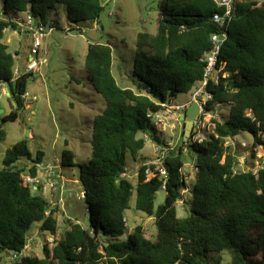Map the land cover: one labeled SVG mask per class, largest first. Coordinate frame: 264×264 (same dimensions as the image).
<instances>
[{
	"label": "trees",
	"instance_id": "obj_1",
	"mask_svg": "<svg viewBox=\"0 0 264 264\" xmlns=\"http://www.w3.org/2000/svg\"><path fill=\"white\" fill-rule=\"evenodd\" d=\"M57 5L63 6L69 23L95 22L103 10L98 0H3L2 11L29 14L48 24V13ZM157 8L155 34L136 35L134 89L119 86L113 76L109 44L93 42L87 47L83 68L104 108L91 123L88 161L77 164L74 153L64 149L60 165L78 167L89 226L71 223L51 247L44 245L42 257L21 256L33 223L52 236L58 229L56 208H49L35 193L39 185L26 183L25 170L15 167L27 160V175L35 180L44 153L30 152L27 140H21L5 151L0 168V264H221L222 252L229 255V264H264V157L256 174L234 172L237 158L223 146L224 139L247 132L252 135V151L260 149L264 155V1L237 3L225 29L218 59L226 76L209 85L212 99L206 109L218 112L228 105L229 116L218 112L213 133L201 143L181 138L157 168L142 164L132 185L125 176V154L135 158L147 140L164 143L152 115L201 80L210 36L224 30L212 21L221 12L214 0H159ZM9 27L15 30L9 20L0 19V84L6 85L13 107L2 122L15 121L24 109L22 96L31 76L13 80L14 54L3 42ZM4 136L0 127V140ZM184 147L195 157L191 188L182 173ZM161 190L165 198L156 206ZM133 194L134 208L153 219L155 233L149 237L137 225L120 240ZM179 202L186 205L185 217L177 215ZM101 235L113 241L105 244ZM11 254L17 258L6 262Z\"/></svg>",
	"mask_w": 264,
	"mask_h": 264
},
{
	"label": "rangeland",
	"instance_id": "obj_2",
	"mask_svg": "<svg viewBox=\"0 0 264 264\" xmlns=\"http://www.w3.org/2000/svg\"><path fill=\"white\" fill-rule=\"evenodd\" d=\"M103 10L95 22L69 23L62 5H57L54 11L48 13L49 19L56 23L57 29L42 42L40 56L46 58V63L39 65L31 72L26 85L28 97L24 100L25 107L15 121L2 122L12 110L6 85L0 84V127L5 136L0 140V168L5 151L21 140H27L30 152L41 150L44 153L42 162L38 165L37 178L30 183L39 185L35 193L42 195L49 208H56L55 217L58 229L55 236L39 229V223L31 225L26 233V246L21 256L42 257L44 245L52 246L53 241L62 236L71 223H85L84 199L81 185L78 182V167H62L61 154L64 149L71 150L74 162L86 163L90 156V128L93 118L104 108L102 98L94 91L88 74L83 68L84 57L88 44L99 42L109 44L112 50V74L121 87L133 88L131 83L133 56L136 35L140 32L155 34L158 23L159 0H98ZM258 2L264 0H256ZM3 0H0V17L9 20L12 14H3ZM18 17L25 19L24 13ZM68 28L69 32L66 31ZM66 31V32H65ZM3 42L8 51L14 54V69L23 70L29 60L32 39L24 33L10 27L5 30ZM16 54V55H15ZM28 58V60H27ZM193 88L187 93L178 94L171 100L172 104L182 105L191 101ZM218 112L225 118L229 116V106L222 105ZM171 116V115H170ZM168 126L162 127V138L166 142L178 145L184 136L183 122L171 116ZM67 143V145H65ZM241 143L246 145L241 148ZM154 144L145 143L135 158L125 154V176L135 185L137 169L142 164L154 162ZM227 153L234 154L238 161L244 159V169L254 166L252 156V135L242 132L236 136L234 144H228ZM254 160L261 158L263 153L256 149ZM182 173L187 177L188 188L192 187L195 174V157L186 148L182 151ZM261 161V159H260ZM15 167L25 170L26 176L30 163L19 160ZM53 172V176L50 178ZM36 190V187L33 188ZM189 192L183 198L188 199ZM165 198L163 190L156 195L155 205L162 204ZM134 194L129 209L125 211L127 227L120 240L126 239V233L137 225L143 227L147 236L155 233L153 219L134 208ZM186 205L177 203L178 217L187 216ZM106 244L113 240L101 235ZM221 264H229V255L222 252ZM10 255L5 261L10 262ZM214 255L213 258H217Z\"/></svg>",
	"mask_w": 264,
	"mask_h": 264
},
{
	"label": "built area",
	"instance_id": "obj_3",
	"mask_svg": "<svg viewBox=\"0 0 264 264\" xmlns=\"http://www.w3.org/2000/svg\"><path fill=\"white\" fill-rule=\"evenodd\" d=\"M216 5L221 8V12L215 13L212 16V21L219 27L224 28V30L219 34H212L210 36V44L211 48L208 52H206L203 56V74L200 81H198L194 87L193 92L191 94V101L182 105H175L172 103L162 104L163 110L152 115V122L157 128V130L162 132V127H164L166 112L168 115L176 114V119L179 121V117L181 114L185 112V110L190 106L191 103H197L199 107V111L196 117L192 120V130L187 138L188 143H201L206 135L213 133L212 130V121L219 120L220 115L217 110L209 111L206 109L208 102L212 99V94L207 90L210 84L217 85L219 76L225 77L226 75L222 73L223 65H219V53L222 45L224 44L227 33L226 28L229 23L233 19L234 15V6L237 3H241L245 0H214ZM247 1H256V0H247ZM2 20H9L8 18L0 17ZM12 24L15 25V30L20 33H24L27 37L32 39V45L30 47V55L29 60L25 66V68L21 71L17 67L13 72V80L17 79L19 76L24 74H29L33 70L36 69L39 65H43L46 63V58L43 56L46 54L41 48L43 40H45L50 33L57 29V26L53 21H49L48 24H44L40 21H37L29 14H25V19L18 17V14L14 15V18L9 20ZM69 32L68 28L66 29ZM65 31V32H66ZM43 54L40 56V54ZM28 95L25 93L22 98L26 100ZM171 113V114H170ZM175 116V115H174ZM172 115V117H174ZM171 118V116H170ZM151 142L150 140H148ZM236 141V137L226 138L223 141V146L227 148L228 144H234ZM185 142V143H186ZM154 146V162H151L148 165H154L156 168L161 165L163 160L169 155L171 151H173L176 147L175 143L164 141L163 144H155ZM246 145L241 143V148H245ZM185 148V147H184ZM255 151V149H253ZM252 155V154H251ZM255 156H250V160L254 161V166L245 170L244 167V159L242 158V162L237 159V164L235 165L233 171L234 172H253L254 174L262 166V160L264 155L261 158H257L254 160ZM261 159V161H260ZM149 168L145 170V173L149 174ZM53 173L51 174V176ZM184 180L187 183V177L184 176ZM24 181L28 184L32 183L34 179L29 177L28 175L24 176ZM188 185V183H187ZM126 224V220H124ZM10 261L15 260L17 258L16 254L10 255Z\"/></svg>",
	"mask_w": 264,
	"mask_h": 264
},
{
	"label": "water",
	"instance_id": "obj_4",
	"mask_svg": "<svg viewBox=\"0 0 264 264\" xmlns=\"http://www.w3.org/2000/svg\"><path fill=\"white\" fill-rule=\"evenodd\" d=\"M198 111H199V107H198L197 103L193 102L185 110V112L183 114H181V116L179 118V120L181 122H183V125H184L183 142H186L187 138L189 137V134L192 130V120L196 117ZM85 225L89 226V215L88 214H86V216H85Z\"/></svg>",
	"mask_w": 264,
	"mask_h": 264
},
{
	"label": "crops",
	"instance_id": "obj_5",
	"mask_svg": "<svg viewBox=\"0 0 264 264\" xmlns=\"http://www.w3.org/2000/svg\"><path fill=\"white\" fill-rule=\"evenodd\" d=\"M50 20H51V19H50ZM28 58H29V56H28ZM28 58H27V60H28ZM123 88H129V87H123ZM170 114H171V113H170ZM172 115L174 116V115H176V114L173 113ZM172 115H171V116H172ZM164 116H165V118H166L164 125H165V126H168V124L171 122V121L169 120V119H170V115H168V114L165 112V113H164ZM178 117L180 118V116H178ZM163 132H164V131L162 130V134H163ZM162 139H163V138H162ZM52 173H53V172H52Z\"/></svg>",
	"mask_w": 264,
	"mask_h": 264
}]
</instances>
